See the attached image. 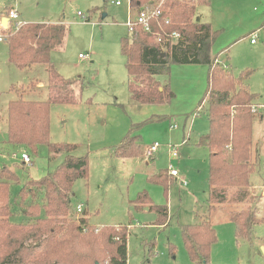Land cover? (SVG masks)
<instances>
[{
	"label": "rangeland",
	"instance_id": "1",
	"mask_svg": "<svg viewBox=\"0 0 264 264\" xmlns=\"http://www.w3.org/2000/svg\"><path fill=\"white\" fill-rule=\"evenodd\" d=\"M119 1L117 6L111 0H0V16H7L10 9L17 10L21 23L18 27L22 22L65 25V39L51 52V64L64 79L75 81L74 102L51 103L49 107L50 143L75 149L50 154L46 145H39L36 152L27 149L31 163L23 165L19 159L23 148L7 143L6 107L10 100L17 99L21 87L25 89L29 83L36 87L37 79L46 85L47 73L42 65L33 66L31 73L10 64L7 47L0 41V168L12 170L19 179L11 186L10 221L26 224L23 209L31 203H42L41 189L35 187L26 195L28 181L47 176L66 156L87 157V177L72 186L67 219L75 222L86 214L94 233L103 227H125L127 264H189L180 227L198 223L197 214L202 215L203 205L207 204L208 152L193 148L208 132V105L202 100L209 67L172 64L169 75L158 76L157 80L170 85L173 99L157 105L134 103L120 40L130 35L125 22L134 20L135 12L129 0ZM195 18L218 32L210 47L212 55L217 56V65L233 77L249 74L244 85L257 96L258 105L252 123L253 174L247 197L240 203L229 197L213 206L211 224L216 241L210 248L209 263L264 264V198H255L250 191L252 184L264 185V0H208L195 6ZM11 23L16 24L0 26V36ZM257 31L253 45L251 36ZM26 89L23 99L47 100L44 90ZM174 125L178 130L171 129ZM183 130L188 141L184 148L180 144ZM129 137L139 141L142 151L138 158L116 155ZM153 143L160 148L152 160L146 159L143 151ZM188 148L191 151L186 155ZM170 150L180 151V157L172 158ZM170 167L185 179L186 186L168 174ZM161 170H166L170 180L175 179L166 188L149 181ZM24 186L21 199L18 194ZM143 193L153 206L168 209L166 228L159 225L149 205L137 207V196ZM77 204L83 206L81 214L75 211ZM238 211L251 212L260 221L250 239L235 236L230 215ZM82 230L87 232L86 228Z\"/></svg>",
	"mask_w": 264,
	"mask_h": 264
},
{
	"label": "trees",
	"instance_id": "2",
	"mask_svg": "<svg viewBox=\"0 0 264 264\" xmlns=\"http://www.w3.org/2000/svg\"><path fill=\"white\" fill-rule=\"evenodd\" d=\"M202 3L206 1L130 0L135 14L146 6L158 5L160 14L149 21V32L135 27L128 37L120 40L131 99L137 104L157 105L173 99L170 85L157 80L158 76L169 75L172 64L209 67L202 100L208 105V132L198 143L208 152L207 204L198 223L180 227L189 264H210V248L216 241L211 224L213 206L229 197L234 203L247 197L249 177L253 174L252 123L256 115L251 109L258 106L257 96L244 85L249 74L243 72L233 77L217 65V56L212 55L210 47L218 32L195 18V6ZM66 32L64 24L26 23L15 27L11 23L3 33L10 64L27 70L42 65L47 73V83L42 87L47 100H25L21 89L17 99L7 105L6 136L11 146L36 152L39 145H46L50 154L75 149L72 145L51 144L49 140L51 103L74 102L75 81L64 79L51 64V52L62 46ZM173 32L179 34L175 41L163 46L155 43L157 35ZM141 151L137 138L129 137L116 155L138 158ZM87 172V157L70 155L47 176L28 181L29 190L24 186L19 197L23 198L25 189L29 196L36 187L41 189L42 203H31L23 209L22 215L27 218L23 224L10 221L11 186L19 183V179L12 170L0 168V264H127L125 227L120 230L103 227L94 233L86 214L75 222L67 219L72 186L76 180L86 178ZM149 181L166 188L171 180L166 170H161L150 176ZM135 203L137 207L149 205L150 210H155L159 225H165L166 207L153 206L145 193L139 194ZM230 222L235 226V236L246 239H250L254 226L260 223L248 211L232 212Z\"/></svg>",
	"mask_w": 264,
	"mask_h": 264
},
{
	"label": "built area",
	"instance_id": "3",
	"mask_svg": "<svg viewBox=\"0 0 264 264\" xmlns=\"http://www.w3.org/2000/svg\"><path fill=\"white\" fill-rule=\"evenodd\" d=\"M115 5H120V1L119 0H111ZM190 1H198V0H190ZM208 1V0H205ZM129 6H130V0H129ZM160 14V5H158L156 8H150L148 6L142 8L138 13L135 14L134 20L129 19L126 22V27L129 30V33L132 32L134 30L135 27H141L144 31L149 32V21L151 19H154L156 17H158V15ZM78 16L82 17V14L78 13ZM8 20L10 22H15V27H18L21 23L18 21L19 19V15L17 13L16 10L14 9H10L8 11ZM258 32L254 33L251 36V40L250 43L254 44L255 43V39L258 37ZM179 38V34L177 32H173L171 34L165 35V36H160L157 35L156 39H155V43L158 44L159 46H163L165 43L170 42V41H175L176 39ZM0 41H2V36H0ZM79 57H82L81 55ZM253 114H257L258 112V106H255L251 109ZM171 129H177V126H171ZM160 146L157 143H153L151 145H149L147 148L144 149L143 154L144 157L146 159H150L153 156H155V154L158 152ZM171 148V147H170ZM169 148V149H170ZM170 154L172 158H177L178 157V150H170ZM19 159L22 162L23 165H29V163H31V160L29 158V155L27 154V152H22L19 154ZM168 174L174 178L179 177L178 171L173 169V168H169L168 169ZM181 183L183 185H186V182L181 181ZM250 191L252 193H254V195H252L255 198H259V199H263L264 198V185L261 186H257L252 184L250 186ZM257 195V196H255ZM75 211L77 214H81L83 212V206L81 204H77L75 206Z\"/></svg>",
	"mask_w": 264,
	"mask_h": 264
},
{
	"label": "crops",
	"instance_id": "4",
	"mask_svg": "<svg viewBox=\"0 0 264 264\" xmlns=\"http://www.w3.org/2000/svg\"><path fill=\"white\" fill-rule=\"evenodd\" d=\"M206 2H208V1H206ZM130 7V6H129ZM130 9H131V7H130ZM15 10V9H14ZM9 11V10H8ZM17 11V10H16ZM17 13H18V11H17ZM8 14V13H7ZM3 18H8L7 16H5V15H2V16H0V26H2L1 25V21H2V19ZM128 21V20H127ZM126 21V22H127ZM126 22H125V25H126ZM10 23V21H8V23L7 24H9ZM22 24H26V23H24V22H22ZM48 24V23H47ZM52 24H54V23H52ZM254 45V44H253ZM33 68V67H32ZM31 68V69H32ZM31 69H29V71L31 72V73H34L33 72V70H31ZM35 76V75H34ZM35 80V79H34ZM33 83H34V81H32ZM38 82H41V83H38ZM35 84H36V87H34L32 84H28V85H26L25 87L27 88V86L29 87V88H36V89H40V91L41 90H43L42 89V87H44V83H43V81L41 80V79H37V81L35 82ZM25 88V89H26ZM20 89H22V90H25L24 88H20ZM13 91V90H12ZM11 101H13V100H10L9 102H11ZM8 102V103H9ZM7 108V107H6ZM176 130H178V129H176ZM185 137H186V132L183 130V138H182V140H181V142H180V144H182V147L184 148L185 146H188V141H186V139H185ZM200 139V138H199ZM199 139H198V141H197V144L195 145L196 146V148H193V149H201V150H203V151H205L206 149L205 148H203L202 146H200V145H198V143H199ZM257 146H258V144H257ZM12 147V146H11ZM181 147V148H182ZM23 148V147H22ZM183 148H182V150H183ZM256 148V150H258V148H260V147H255ZM262 148V150H263V152H264V146L263 147H261ZM180 151H181V149H180ZM180 151H178V156L180 157ZM191 150H190V148H188V150H187V152H186V155H188L189 154V152H190ZM22 152H28V150H26V149H21V152L20 153H22ZM263 156H264V153H263ZM151 160H152V158H151ZM151 160H149V162H151ZM154 160H155V158H154ZM178 174H179V172H178ZM176 180H177V178H176ZM174 181H175V179H173V180H171L170 181V183H174ZM179 181V182H178ZM178 183H180V185H182V183H181V181H184V182H186L185 181V179H183V178H181L180 177V174H179V178H178ZM186 185H187V182H186ZM185 185V186H186ZM204 206V210H205V205H203ZM167 214H169V212H168V209H167ZM203 214H204V212H203ZM203 214L202 215H198L197 214V217H198V220H200L201 218H202V216H203ZM167 221H168V219H167ZM183 225H185V224H183ZM161 226H163V229L164 228H166L167 227V223L165 224V225H161Z\"/></svg>",
	"mask_w": 264,
	"mask_h": 264
},
{
	"label": "water",
	"instance_id": "5",
	"mask_svg": "<svg viewBox=\"0 0 264 264\" xmlns=\"http://www.w3.org/2000/svg\"><path fill=\"white\" fill-rule=\"evenodd\" d=\"M8 21H9L8 18H3L2 21H1V25H2L3 27H7V26H8V24H7Z\"/></svg>",
	"mask_w": 264,
	"mask_h": 264
}]
</instances>
